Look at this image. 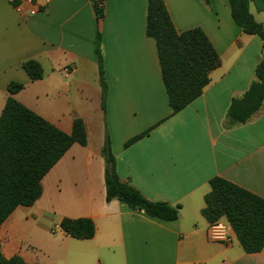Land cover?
<instances>
[{
  "label": "crops",
  "instance_id": "0c3cea01",
  "mask_svg": "<svg viewBox=\"0 0 264 264\" xmlns=\"http://www.w3.org/2000/svg\"><path fill=\"white\" fill-rule=\"evenodd\" d=\"M95 1L102 9L98 21L91 0H23L18 9L0 0V95L6 98L12 81L24 89L38 82L35 100L44 103H60L63 95L69 105L66 94L75 93V107L83 110L64 121L37 112L23 90L13 97L67 134L73 119L81 118L87 137L85 146L72 145L44 176L34 204L18 206L2 223V256L19 255L25 264H264V249L245 253L232 231L229 243L209 240V224L200 214L213 177L264 198V103L245 123L232 124L228 116L231 101L254 81L264 41L242 32L227 0H162L175 31L200 28L220 58L202 94L172 114L155 42L145 34L147 1ZM249 11L264 25V12L253 4ZM98 36L107 87L104 111ZM28 60L40 64L42 79H28L21 68ZM106 137L120 181L149 201L178 207V220L149 218L106 201L101 155ZM63 218L90 219L94 236L64 235ZM30 236L42 254L24 246Z\"/></svg>",
  "mask_w": 264,
  "mask_h": 264
},
{
  "label": "trees",
  "instance_id": "16d2710c",
  "mask_svg": "<svg viewBox=\"0 0 264 264\" xmlns=\"http://www.w3.org/2000/svg\"><path fill=\"white\" fill-rule=\"evenodd\" d=\"M23 0H10L16 8ZM33 1V0H32ZM145 34L155 42L158 64L172 114L196 100L209 83L210 73L220 66V58L200 28L178 34L162 0H146ZM233 22L246 35L264 41V26L248 11L252 2L257 12H264V0H227ZM95 19L102 17L99 3L91 0ZM102 110L105 109L106 83L103 77L99 36L95 48ZM22 70L31 82L42 79L40 64L35 60L22 63ZM24 89L18 82L6 86V98L0 111V226L18 207H30L42 193L41 181L52 167L74 145L87 142L84 122L75 117L71 132L64 133L35 112L14 99ZM264 103V60L254 70V81L244 94L233 99L228 109L232 124L248 121ZM150 128L124 144L128 147L149 134ZM104 159L105 199L116 200L133 211L165 222L179 218V208L164 202H152L132 187L121 182L115 170V158L106 137L101 149ZM200 214L208 224L225 220L242 250L247 254L264 249V198H261L220 177L209 180ZM59 228L76 240H89L95 234L90 219L63 218ZM0 264H25L19 255L6 259L0 246Z\"/></svg>",
  "mask_w": 264,
  "mask_h": 264
},
{
  "label": "rangeland",
  "instance_id": "374dc122",
  "mask_svg": "<svg viewBox=\"0 0 264 264\" xmlns=\"http://www.w3.org/2000/svg\"><path fill=\"white\" fill-rule=\"evenodd\" d=\"M251 4H253V3L252 2L248 3V11H249V7ZM249 13H250V11H249ZM262 26H264V25H262ZM38 85H39L38 82H35V84L33 86L27 87L26 89H23V91H22V95H23L22 97H25L26 99L31 100L33 103L32 106H35L34 108H36L37 112L40 110L44 114H47L50 117H53L54 119L64 121L65 118H68L69 116H71L73 111L74 112H77V111L80 112L83 110V109L75 107L74 100L71 98V97H74L75 93L74 94L71 93L68 95L66 94V97H68V101H69V99L71 101L69 103V105H64V103L67 102V99L63 98V95L61 96L62 98H61L60 103H55L54 101H52V103H50V102L44 103V101L42 99H40L39 101L35 100V98L39 95V92H41ZM4 102H5V97L0 95V111L2 110V108L4 106ZM23 244H24V246L29 247V248L36 250L37 252L41 253V250H39V248H38L39 246L37 245V244H39V241H37L35 237L30 236L27 239V241H25V243H23ZM43 254L47 257L45 251Z\"/></svg>",
  "mask_w": 264,
  "mask_h": 264
},
{
  "label": "built area",
  "instance_id": "2783aa9c",
  "mask_svg": "<svg viewBox=\"0 0 264 264\" xmlns=\"http://www.w3.org/2000/svg\"><path fill=\"white\" fill-rule=\"evenodd\" d=\"M31 2V0H26ZM19 5L16 7L18 9ZM231 229L228 224L222 220L208 225L207 237L209 240L220 243L230 242Z\"/></svg>",
  "mask_w": 264,
  "mask_h": 264
}]
</instances>
